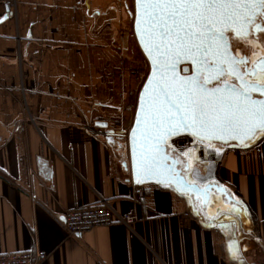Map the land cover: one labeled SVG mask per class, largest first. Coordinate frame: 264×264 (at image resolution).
Returning <instances> with one entry per match:
<instances>
[{"label":"crops","instance_id":"0c3cea01","mask_svg":"<svg viewBox=\"0 0 264 264\" xmlns=\"http://www.w3.org/2000/svg\"><path fill=\"white\" fill-rule=\"evenodd\" d=\"M16 2L7 18L0 3V254L43 250L41 264H264V139L247 154L221 143L195 152L189 181L239 196L244 225L211 217L170 184H137L123 165L150 72L135 0ZM100 200L138 219L69 234L64 212Z\"/></svg>","mask_w":264,"mask_h":264},{"label":"snow or ice","instance_id":"6c2138e0","mask_svg":"<svg viewBox=\"0 0 264 264\" xmlns=\"http://www.w3.org/2000/svg\"><path fill=\"white\" fill-rule=\"evenodd\" d=\"M138 3L142 18L147 16L156 37L161 57L155 64L160 77L153 97V103L159 107L146 118V135L159 140L160 130L168 122L181 121L194 125L202 133L214 129L235 133L242 123L248 124L241 142L252 139L254 134L256 138L264 136V100L251 98L253 92L264 93V26L257 27L259 21H264V0H138ZM230 31L235 33L232 47L251 51L250 59L256 62L243 75L233 65L246 66L249 58H234L230 54L227 36ZM210 55L217 65V74L212 79L221 81L227 74L240 80L241 86L227 84L209 92L210 81L205 78L196 88L188 89L200 99L186 105L178 96L185 97L188 93L176 91L168 79V71L185 58L191 61L196 75L183 81L191 85L200 79L201 72L209 71ZM247 76L254 78V87L247 83ZM166 131L171 134V128Z\"/></svg>","mask_w":264,"mask_h":264},{"label":"water","instance_id":"95a60500","mask_svg":"<svg viewBox=\"0 0 264 264\" xmlns=\"http://www.w3.org/2000/svg\"><path fill=\"white\" fill-rule=\"evenodd\" d=\"M12 14L11 9L7 7V14L5 18ZM135 21L134 32L137 41L145 54L147 61L150 65V72L145 80V83L139 93L138 106L135 114V119L132 127L128 133V149L129 160L123 161V165L131 170L132 179L137 184H143L147 182H154L159 184H170L178 192L185 193L194 196L201 200L202 204L207 205L213 193H217L225 197L228 201L237 203V201L231 196L228 189L219 183L209 182L204 186H201L198 182H190L182 173V169L179 167L180 163L176 157H174L168 149V140L176 134H191L197 139L206 142H216L222 144L237 143L244 145L255 138V134L252 139H245L241 142V138L244 136V129L248 124H241V128L237 132H232L227 129H214L207 133L198 132L195 130L194 125H186L181 121H170L165 125V129L160 130L161 139L149 138L146 135L147 117L154 108H158L159 105L153 103V97L155 95L154 89L158 85L160 73L156 70V61L160 60L159 49L157 47V40L147 22V16L143 18L141 16V6L138 0H135ZM154 57L156 60H154ZM175 60V57L172 58ZM182 63H191L186 58L176 64L174 69H169L168 79L176 88V91L188 93L185 97H179L186 105H190L195 101H198L200 97L198 95L193 96L188 92L189 87L196 88L200 84V79L191 85L184 84L189 77L196 75L195 65L194 73L188 74L189 66L186 65L181 71L180 65ZM187 69L188 71H184ZM151 82V83H150ZM254 87L255 84H249ZM225 85L217 86L214 84L212 87L207 86L209 92H212L215 88H223ZM235 86V85H233ZM239 86L236 87H240ZM147 90V91H146ZM261 95V97L255 96ZM253 100H264V93L260 91L253 92L251 94ZM209 102H212L211 100ZM97 125L107 127L109 124L104 121H98ZM171 128V134H168L166 129ZM108 140L111 143H116L115 131L109 130ZM236 136L237 138H233Z\"/></svg>","mask_w":264,"mask_h":264},{"label":"built area","instance_id":"2783aa9c","mask_svg":"<svg viewBox=\"0 0 264 264\" xmlns=\"http://www.w3.org/2000/svg\"><path fill=\"white\" fill-rule=\"evenodd\" d=\"M11 10L16 8V0H0ZM137 195H142L141 188L136 189ZM138 219L137 214L127 213L119 214L111 206L109 200H100L99 202L69 210L64 212L61 223L71 235L82 234L97 226L112 225L115 223H123L131 225ZM47 258V252L39 250L18 251L12 253L0 254V264H41Z\"/></svg>","mask_w":264,"mask_h":264},{"label":"rangeland","instance_id":"374dc122","mask_svg":"<svg viewBox=\"0 0 264 264\" xmlns=\"http://www.w3.org/2000/svg\"><path fill=\"white\" fill-rule=\"evenodd\" d=\"M188 137L191 139L192 135L184 134V133L176 134L168 140L167 145L168 146L170 145V151H171L170 153L173 154V156L178 159L181 165L183 175L186 178L192 180V173L196 169V167H198V163L195 159V152H196V148L199 146L192 147L191 143H188L183 146L179 144L181 143L182 138L183 139L187 138L186 140H188ZM262 139H264V136H260L259 138H256L254 141H250L244 145H239L234 142L228 143V144L232 146V148H235L234 151L236 153L247 154V152L254 149L257 143L259 144ZM214 144H217V143L214 142ZM204 145H207V144H204ZM244 147H247V148H244ZM212 148H215V145ZM228 149L229 148L226 149L227 153L229 151ZM213 151L218 154L219 158H223L225 156L224 153H226L222 151H217L215 149H213ZM256 153L259 154V161L263 162V156L261 155V152L260 153L256 152ZM261 169L263 168L260 167V169H256V172H260ZM231 196L237 201L238 204H235L234 202H231V201H229L228 203L227 201L224 200V198H222L223 196L217 193H214V195L211 197L210 202L206 205L205 210L207 213H209L211 217L213 216L215 218H218L220 221H222V219H225V220L236 219L238 220V222H240L241 225H244L245 219L247 218L246 210L242 211V207L240 206L241 204L244 205V203L241 200V198L237 196L235 193H233V195ZM194 213L197 215V211L195 209H194ZM241 235L242 236L244 235L243 230L241 232Z\"/></svg>","mask_w":264,"mask_h":264},{"label":"flooded vegetation","instance_id":"af4514ba","mask_svg":"<svg viewBox=\"0 0 264 264\" xmlns=\"http://www.w3.org/2000/svg\"><path fill=\"white\" fill-rule=\"evenodd\" d=\"M261 26H264V21H259L258 22L257 27H261ZM251 31H252V29L249 28V32L250 33H251ZM234 35H235V33L231 32V31L227 33V36H228V49H229L230 54L234 58H246V57L249 58V63L246 66L245 65H241V66L237 67V66L233 65L234 70L239 72L241 75H243L246 72H250L253 69L254 63H256V62H254V61H252L250 59V57L252 55L251 51L246 52L243 48L237 50L234 47H232L231 41H232V38H233ZM253 51H255V49H253ZM213 61H214V57H212L210 55L209 64L207 65L209 71L207 73H203V72L200 73V82L203 79H205V78L208 79L210 81V83L207 86H209V87H212L214 84H216L217 86H222V85H227V84L239 86L241 84L240 80L236 79L234 76H227V74H226V78H222L221 81H217V80L212 79V77L217 74L216 71H215L217 65ZM186 65L189 66V70H190L188 72V74H193L194 73V65H193L192 62L191 63H182L180 65L181 71L183 70V67L186 66ZM246 81H247L248 84H255L254 83V78L251 77V76H247L246 77ZM255 96L261 97V95H257V94H255ZM186 139L187 138H184V139L182 138L181 143L182 144L191 143L192 147L199 146V147L196 148V151L197 150L199 151L201 148H203V147L205 148V146L208 147L209 145L212 144L210 142L201 141V140L197 139L196 137H194L193 135H192L191 139L189 137H188V140H186ZM116 143L118 144V140L116 141ZM204 144H207V145H204ZM200 145L203 146V147H200ZM168 149H169V152H171L170 151V145L168 146ZM179 167L181 168V165H179ZM193 173H194V177H195L197 175V171H193ZM222 198H224L225 201H228L225 197H222ZM235 204H238V203H235Z\"/></svg>","mask_w":264,"mask_h":264}]
</instances>
